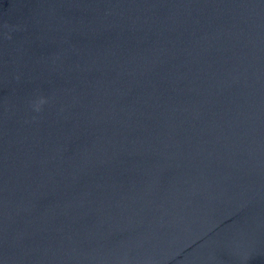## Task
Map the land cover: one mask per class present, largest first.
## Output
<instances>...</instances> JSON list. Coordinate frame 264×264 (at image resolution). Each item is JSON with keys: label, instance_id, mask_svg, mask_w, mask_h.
I'll use <instances>...</instances> for the list:
<instances>
[{"label": "water", "instance_id": "water-1", "mask_svg": "<svg viewBox=\"0 0 264 264\" xmlns=\"http://www.w3.org/2000/svg\"><path fill=\"white\" fill-rule=\"evenodd\" d=\"M0 264H264V0H0Z\"/></svg>", "mask_w": 264, "mask_h": 264}, {"label": "clouds", "instance_id": "clouds-1", "mask_svg": "<svg viewBox=\"0 0 264 264\" xmlns=\"http://www.w3.org/2000/svg\"><path fill=\"white\" fill-rule=\"evenodd\" d=\"M44 101H41L40 103H43ZM37 111H39V107H37Z\"/></svg>", "mask_w": 264, "mask_h": 264}]
</instances>
